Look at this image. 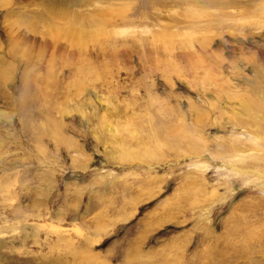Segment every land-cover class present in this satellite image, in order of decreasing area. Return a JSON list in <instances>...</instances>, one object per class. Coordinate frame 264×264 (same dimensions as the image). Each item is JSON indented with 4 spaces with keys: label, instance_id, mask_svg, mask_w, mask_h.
I'll use <instances>...</instances> for the list:
<instances>
[{
    "label": "rangeland",
    "instance_id": "1",
    "mask_svg": "<svg viewBox=\"0 0 264 264\" xmlns=\"http://www.w3.org/2000/svg\"><path fill=\"white\" fill-rule=\"evenodd\" d=\"M0 264H264V0H0Z\"/></svg>",
    "mask_w": 264,
    "mask_h": 264
}]
</instances>
